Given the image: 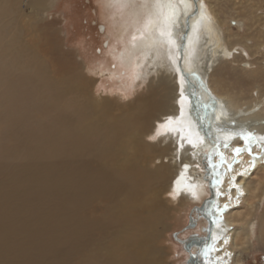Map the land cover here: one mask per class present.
Here are the masks:
<instances>
[{"label": "bare ground", "instance_id": "6f19581e", "mask_svg": "<svg viewBox=\"0 0 264 264\" xmlns=\"http://www.w3.org/2000/svg\"><path fill=\"white\" fill-rule=\"evenodd\" d=\"M194 1L189 0L187 6L178 5L176 15L172 17L174 23L165 24L161 19L146 28L150 14L155 11V0H110L113 8H116L114 10L116 16L122 22L124 28L122 31L128 28L126 16L133 18L134 31L129 48L126 47L129 54L124 58L128 63L132 60V55L136 56L135 68L146 62L144 70L148 74L146 77L150 76L147 92L136 97L134 104L128 107L127 111L125 107L130 106L129 104L124 106L114 103L115 101H109L108 97L100 99L95 105L91 97L82 98L81 101L80 97L78 114L74 113L62 121L58 129H54V133H50L48 128L43 126V130H38L36 131L38 134H35V141H38V144L31 143L32 148L36 150L40 148L39 145L49 144L50 141L56 144L64 142L62 138L64 134L73 144L79 139L82 140V144L77 142L79 143L76 146L77 151H72V157L75 159L65 162L66 167L53 162L49 157L39 159L34 157L33 162L36 164L34 170L38 171L39 176L35 180L36 185L38 184L35 186L37 191L35 197L40 196L39 191L51 197L52 193L58 190V194L67 199L64 205L68 211L65 212L67 214L65 218L70 219L73 229L82 224V230L94 226L104 227L111 223L117 225L116 227L123 226L128 232L124 231L123 235L116 238V247L120 249L115 257L117 264H160V257L154 246L146 243L148 247L143 251L139 250V245L136 246L137 235L134 232L141 234L144 230L149 233L156 232L153 224L161 217L164 219L160 203L161 194L168 190L183 204L208 199L206 180L203 179L201 170L202 162L206 158H209L207 168L213 186L212 203L215 208L209 228L211 234L208 238L213 245L212 249L215 250L210 264L241 263L242 252L256 244L253 240V220L258 221L259 243L264 244V209L260 213L258 205L261 203L257 205L254 202L263 199L259 189L264 185V177H260L259 182L255 184L252 180V175L257 173L259 168H264L263 165L258 166L264 154L263 86H259L256 93L254 88L245 91L242 86L241 90H232L228 93L221 91L228 81L226 71L221 73L224 63L233 62L242 56L236 53L233 58L231 57L234 54L236 34L229 27L227 19L218 17L219 13L213 6L208 7L203 0ZM163 11L167 15V5ZM142 21L143 25L138 28ZM254 24L255 22L249 24L250 28ZM161 28L165 32L163 37L160 36ZM22 51L23 43L16 40L7 41L3 48H0L1 72L9 63L18 65L22 61ZM240 62V67L251 80L257 79L264 72V60L254 63L256 64L254 68L248 61ZM45 76L57 89V95H60L63 89L60 83L47 77V74ZM3 80L0 78V89L5 88ZM51 92L53 93V90ZM43 100L45 101V98ZM114 109L122 110L118 115H114L112 112ZM13 114L16 119H20L19 113ZM168 121H171L168 124L169 130L161 128L163 133L157 140L149 141L147 137L157 132L158 124H165ZM247 133H251L252 136L245 138ZM77 137L79 139H76ZM210 142L214 143L215 147L212 146L214 149L208 153L205 151ZM238 148L239 155L236 154ZM13 190L11 188L10 191ZM156 190L158 193H153ZM3 191L0 193L7 191L9 199L0 202V213L5 212L8 215L3 217L0 214V217L2 216L1 219L13 229L11 224L15 220L12 217L13 213L18 211L20 216L18 218V215H15L16 220L23 222V219L29 218L30 211L28 213V210H24L22 215H28L20 218L23 211L19 206H23L22 203L16 204L19 201L16 196L15 203L13 192L6 189ZM28 191L27 194L30 192ZM152 193L154 197H151ZM150 200L158 203L151 206ZM241 200L249 202L250 208L245 211L234 208ZM12 201L13 204L10 203ZM146 201L149 204H146ZM94 202L105 203L97 218H92L86 212ZM58 203L57 206L62 208L63 202ZM154 208L156 210L152 212ZM60 217L57 220L62 221V215ZM79 229L81 227L74 231H80ZM206 230L208 228L203 226V231ZM72 235L73 233L70 237ZM138 237L142 242L143 235ZM147 237V233L144 234V238ZM194 241L196 244L199 243V240Z\"/></svg>", "mask_w": 264, "mask_h": 264}, {"label": "rangeland", "instance_id": "374dc122", "mask_svg": "<svg viewBox=\"0 0 264 264\" xmlns=\"http://www.w3.org/2000/svg\"><path fill=\"white\" fill-rule=\"evenodd\" d=\"M203 1L208 7L213 6L216 9L220 19H227L230 23L229 27L236 34L234 54L231 57L233 58L236 53L242 55L238 60L224 63L221 73L226 71L228 81L225 90L222 88L221 91L228 93L232 90H241V86L245 91L254 88V93L257 92L259 86H263L264 90V72L257 79L251 80L240 67L241 60L248 61L253 68L256 65L254 63H257L258 60H264V0ZM0 3V48H3L5 43L10 40L23 43L22 61L18 65L9 63L5 70L4 66H2L3 71L0 70V78L3 80L4 77L5 83L3 91L0 89V184L2 183L0 192L5 189L8 192H13L15 203L17 202L16 197H18L20 202L18 201L16 204L21 205L20 203H22L23 205H18L23 211L20 218L23 219L28 215H22L24 210H28V213L30 211L29 218L23 219V222L16 220L15 215H18V211L17 214L13 213L15 216H12L15 219L11 223L13 229L1 219L2 216L5 217L8 214L0 213L2 215L0 217V249L2 250L0 251V264H117L115 257L120 252V249L116 247L117 239L124 234V231L128 232L123 226L120 228L111 223L104 227L94 226L91 229L83 228L84 230H82V224L73 229L70 219L65 218L67 215L65 212H68L64 206L67 199L58 194V190L54 191L51 197L43 195L42 191H39V197H35L37 192L35 186L38 185L35 180L39 176L38 171L34 170L36 166L33 162L34 157L36 159L49 157L53 162L66 167L65 162L75 159L72 157V151H77L76 146L79 145L77 142L82 144V140L77 137L76 139L79 141L73 144L67 140L64 134L62 137L64 142L60 141L56 144V142L50 141L51 146L44 143L39 145V149L36 148L37 151L39 150L38 152L32 148L33 144L31 143L38 144V141H35V134H38L36 132L38 130L42 131L43 126L47 127L50 133H54V129L57 130L62 121L74 113L78 114L82 98L91 97L95 105L100 99L108 97L109 101H115L114 103L124 106L129 104L130 106L125 107L127 111L134 104L133 101L136 97L147 92L150 76L146 77L148 75L144 70L146 62L135 68L136 56L132 55L131 59H136L133 62L131 60V63L128 62L129 64L125 59L129 54L126 47L129 48V41H131L134 31L132 29L133 18L126 16L125 22L128 28L122 31L124 29L122 22L116 16L114 11L116 8H113L110 0H0ZM254 22L255 24L250 28L249 24ZM143 23L142 21L138 28ZM182 33L181 30V36ZM184 33L186 32L184 31ZM26 59L31 61L27 62ZM26 66L28 67L26 68ZM28 71L29 73H27ZM141 73H145V75ZM2 74L3 76H1ZM46 74L47 77L60 83L63 88L60 95H57V89L49 83ZM185 79L187 78L185 77ZM188 84L193 87L191 83ZM121 110L114 109L112 112L114 115H118ZM12 112L19 113L20 119H16ZM161 125L162 123L158 124L157 130L162 131ZM155 134L152 135L155 136ZM152 135L147 138L151 142L156 141L158 136L153 140L151 139ZM211 144V142L208 144L205 152L210 153L214 149V143ZM212 146H214L213 149ZM236 154L239 155V152ZM124 159L126 160L125 157ZM208 159H204L201 166L203 179L206 180L208 189L206 194L208 199H203V203L188 201L183 204L178 201V197L173 192L168 190L161 194L160 203L162 211H164V219L161 217L160 220L154 221L153 227L156 232L149 233L147 230H144L142 234L134 232L138 238L137 240L135 237L136 246L140 247L138 249L143 251L148 247L146 243L154 246L158 251L160 264H189L190 252L181 240L188 239L191 235L208 236L207 231H203V226L209 229L211 222L202 224L205 222L206 215L211 218V213L208 211L213 202L211 190L213 186L209 180L210 174L207 168ZM166 161H168L167 157ZM261 165L264 167V154L258 163V166ZM19 168L21 169L19 170ZM260 169L252 175L253 184L258 183L260 177H264V168ZM11 188L12 190L14 188L16 192L10 191ZM263 188L264 185L260 186L261 193L258 191L263 199L254 201L257 205L261 203L258 205L260 213L264 209ZM27 191L32 192L31 196L29 193L27 194ZM156 191L153 193L157 194L158 191ZM3 192L0 193V202L9 199L7 191H5L7 194ZM153 193L151 197H154ZM59 201L63 202L62 208L57 206ZM10 203L13 204V201ZM26 203L30 205L25 206ZM105 203L94 202L90 208L86 209L87 214L92 218H97ZM149 203H152L151 206H156L158 202L150 200ZM149 203L146 201V204ZM200 205L201 209L203 207L202 213L196 212L195 209ZM249 206H251L249 202L241 200L239 204L234 205V208L245 211L250 208ZM152 210L154 212L156 208ZM199 214L200 217H198ZM61 215L62 221L57 220V218H61ZM19 216L20 214L18 218ZM253 222V240L256 244L242 252L240 264H264V244H260L258 239L259 224L256 220ZM80 227V231H74ZM71 230L73 231L71 232ZM71 233H73L72 237H70ZM146 233L148 237L145 239L144 234ZM139 235H143L142 242ZM190 249L193 247L191 246ZM193 251L195 252L196 249ZM214 251L211 246H207V250L204 252L207 257L204 259L208 260V254L215 253Z\"/></svg>", "mask_w": 264, "mask_h": 264}, {"label": "snow or ice", "instance_id": "6c2138e0", "mask_svg": "<svg viewBox=\"0 0 264 264\" xmlns=\"http://www.w3.org/2000/svg\"><path fill=\"white\" fill-rule=\"evenodd\" d=\"M188 3H189V0H155V11L150 14L148 22L145 25V27L146 28L151 27L152 25L161 21V19H163L165 24H167L169 22L174 23L175 21L172 20V17H174L176 15L177 10H178V5L183 4V5L187 6ZM165 5H167V7H168L167 15H165V13L163 11ZM196 11L199 12L198 9ZM164 35H165V32H164L163 28H161L160 29V36L163 37ZM133 39L135 40L136 37H133ZM170 123H171V121H168L165 124H162L161 128L165 129L166 131L169 130L168 124H170ZM161 134H162L161 131L157 130L156 135L151 137V139L155 140L156 137L161 135ZM251 136H252L251 133L245 134V138H249ZM189 143H191V141H189ZM236 151L239 152L240 149L238 148V149H236Z\"/></svg>", "mask_w": 264, "mask_h": 264}, {"label": "flooded vegetation", "instance_id": "af4514ba", "mask_svg": "<svg viewBox=\"0 0 264 264\" xmlns=\"http://www.w3.org/2000/svg\"><path fill=\"white\" fill-rule=\"evenodd\" d=\"M206 200V199H205ZM203 203V202H202ZM201 204V203H200ZM211 206H212V208H214V203H212L211 204ZM210 209L208 212L209 213H211V218H210V216L208 217L207 215H206V217H205V223L206 222H209L213 217L212 216H214V212H213V209ZM196 209V212L197 211H199L200 213H202V210H203V207H202V209H201V205L200 206H197V208H195ZM198 209V210H197ZM205 210H206V208H205ZM204 210V211H205ZM195 212V213H196ZM209 218H210V220H209ZM199 219V218H198ZM199 221H200V219H199ZM201 226V225H200ZM207 231V234H208V236L207 237H201V236H194L193 238H191V244H190V247L192 246L193 247V249H188L189 250V252H190V257H189V260H188V262H189V264H210V262L212 261V258H214V257H212V253H211V255H210V259H209V263L206 261V259H204V258H206L205 256V254H204V252L207 250V246H211L212 244H211V241L208 239L209 238V236H210V234L211 233H208L210 230L208 229V230H206ZM206 231H204V232H206ZM193 235H191L190 237H192ZM189 237V238H190ZM194 240H199V243L198 244H196V242L194 241ZM207 240V241H206ZM184 241H186V240H184ZM189 241V240H188ZM195 242V243H194ZM208 242V243H207ZM211 244V245H210ZM184 246H185V244H184ZM185 248L187 249V247L185 246ZM194 249H196V251H197V253L198 254H201V256H198V254L196 253V251L194 252L193 250Z\"/></svg>", "mask_w": 264, "mask_h": 264}, {"label": "water", "instance_id": "95a60500", "mask_svg": "<svg viewBox=\"0 0 264 264\" xmlns=\"http://www.w3.org/2000/svg\"><path fill=\"white\" fill-rule=\"evenodd\" d=\"M212 195H213V193H212ZM213 210H215V208H212ZM210 220V219H209ZM210 222H211V220H210ZM194 236H198V235H193L192 237H190V238H188V239H185L186 241H184V240H181L184 244H185V246L187 247V249H189L190 248V244H191V238H193ZM189 240V241H188ZM213 247V245H211V248ZM206 255V254H205ZM211 255V254H210ZM210 255L208 254V257H209V259H210ZM205 257H207V256H205ZM208 259V258H207ZM209 259L208 260H206L208 263H209Z\"/></svg>", "mask_w": 264, "mask_h": 264}]
</instances>
